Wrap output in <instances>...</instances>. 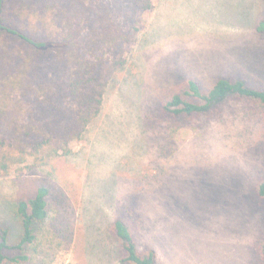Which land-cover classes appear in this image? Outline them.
Listing matches in <instances>:
<instances>
[{
    "label": "rangeland",
    "instance_id": "374dc122",
    "mask_svg": "<svg viewBox=\"0 0 264 264\" xmlns=\"http://www.w3.org/2000/svg\"><path fill=\"white\" fill-rule=\"evenodd\" d=\"M152 1L73 153L0 177V229L13 243L15 205L50 189L51 218L24 264H129L119 217L155 264H264V104L230 95L204 113L163 108L189 79L264 89V0Z\"/></svg>",
    "mask_w": 264,
    "mask_h": 264
},
{
    "label": "trees",
    "instance_id": "16d2710c",
    "mask_svg": "<svg viewBox=\"0 0 264 264\" xmlns=\"http://www.w3.org/2000/svg\"><path fill=\"white\" fill-rule=\"evenodd\" d=\"M152 8V0H0V177L73 153V143L99 117L108 84L125 68L141 17ZM255 31L264 34V20ZM230 95L264 104V89L245 80L220 78L205 91L189 79L163 108L174 116L204 113ZM259 192L264 196V183ZM49 195L43 184L15 205L22 232L13 243L9 229H0V264L33 257L51 218ZM113 232L123 262L155 264L153 249L138 248L132 223L116 218ZM260 252L264 257V242Z\"/></svg>",
    "mask_w": 264,
    "mask_h": 264
}]
</instances>
